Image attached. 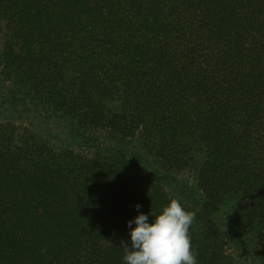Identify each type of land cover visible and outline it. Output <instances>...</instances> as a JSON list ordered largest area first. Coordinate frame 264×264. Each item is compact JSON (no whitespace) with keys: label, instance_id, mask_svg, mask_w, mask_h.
<instances>
[{"label":"trees","instance_id":"1","mask_svg":"<svg viewBox=\"0 0 264 264\" xmlns=\"http://www.w3.org/2000/svg\"><path fill=\"white\" fill-rule=\"evenodd\" d=\"M1 33L4 78L84 148L0 124V264H124L128 221L171 198L102 132L195 171L198 264H237L222 217L264 264V0H0Z\"/></svg>","mask_w":264,"mask_h":264},{"label":"rangeland","instance_id":"2","mask_svg":"<svg viewBox=\"0 0 264 264\" xmlns=\"http://www.w3.org/2000/svg\"><path fill=\"white\" fill-rule=\"evenodd\" d=\"M2 34L0 35V54L2 49ZM25 85L19 81H10L4 78L0 66V100L6 103H0V124H11L18 133L30 131L36 137L47 143L53 148H84L82 139L77 136L75 126L72 120L63 118L52 110L36 105L28 98L23 97L21 92ZM17 99H14L16 98ZM101 142L108 146H116L124 149L138 161V169L154 170L163 178H166L165 189L171 199L180 201L182 206H195L199 197L197 178L194 170L185 171H167L161 168L158 162L151 157L142 147L139 140L130 142H117L107 133L99 134ZM227 213L238 218L234 202L229 201L226 209ZM220 223L221 229L225 235L228 253L235 259L237 264H253L251 253L246 249L242 242L241 233L244 232L242 225L236 226L231 219L222 217Z\"/></svg>","mask_w":264,"mask_h":264},{"label":"clouds","instance_id":"3","mask_svg":"<svg viewBox=\"0 0 264 264\" xmlns=\"http://www.w3.org/2000/svg\"><path fill=\"white\" fill-rule=\"evenodd\" d=\"M140 207L136 205L137 210ZM151 215L155 217L151 223L144 213L128 221L130 244L121 241L124 264H198L190 236L196 213L173 198L159 214L152 210Z\"/></svg>","mask_w":264,"mask_h":264}]
</instances>
